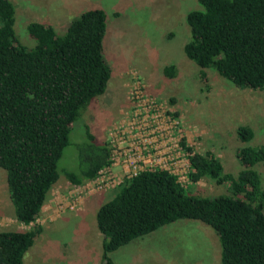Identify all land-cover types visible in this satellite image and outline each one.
<instances>
[{
    "label": "trees",
    "instance_id": "trees-1",
    "mask_svg": "<svg viewBox=\"0 0 264 264\" xmlns=\"http://www.w3.org/2000/svg\"><path fill=\"white\" fill-rule=\"evenodd\" d=\"M185 15V58L211 70L240 89L264 88V0H196ZM15 8L0 0V168L13 220L26 230L0 231V264H22L40 228L35 224L48 192L58 179L56 164L68 145L71 125L95 97L103 94L110 69L101 43L105 14L90 9L69 21L61 35L48 23L29 22L31 46L15 42ZM29 47V48H26ZM171 78L174 67H163ZM204 79V71L199 73ZM176 116V115H174ZM76 146V169L63 177L80 186L110 165V149L96 142L83 125ZM241 146L234 151L235 175L207 153L188 152L187 180L224 185L226 194L197 196L163 170L143 171L124 179L94 216L101 237L100 264L108 254L178 220L210 227L219 247L218 264H264V189L257 166L264 168V146L249 144L252 130L239 125ZM190 193H187V191Z\"/></svg>",
    "mask_w": 264,
    "mask_h": 264
},
{
    "label": "rangeland",
    "instance_id": "rangeland-1",
    "mask_svg": "<svg viewBox=\"0 0 264 264\" xmlns=\"http://www.w3.org/2000/svg\"><path fill=\"white\" fill-rule=\"evenodd\" d=\"M9 1L15 8V42L24 47L33 45L26 33L29 22L48 23L61 35L69 21L82 12L101 9L105 14L101 52L110 69L103 94L95 97L71 125L68 145L56 164L58 179L35 221L40 231L23 254L22 264H100L101 238L94 216L97 208L112 198L116 187L76 194L77 187H72L63 175L76 169V146L84 140L83 125L96 142L109 144L111 130L130 118L132 104L126 96L134 80L142 86L144 100L166 102L172 118L182 125L185 146L199 154L207 153L225 173L235 175L240 169L234 157L241 146L235 135L237 126L246 125L252 130L250 145L264 146V88H237L213 71L198 68L182 52L189 38L184 18L199 9L196 0ZM168 65L174 67L171 78L162 74ZM203 71L201 79L199 73ZM110 170L119 172L116 167ZM256 170L264 189V168L257 166ZM188 186L193 193H187L201 197L227 192L224 185L209 180L194 185L189 182ZM0 188V231L26 230L13 220L1 168ZM65 201H74L75 208H59ZM45 205L47 212L42 211ZM108 255L112 264H218L219 247L210 227L198 220H178Z\"/></svg>",
    "mask_w": 264,
    "mask_h": 264
},
{
    "label": "built area",
    "instance_id": "built-area-1",
    "mask_svg": "<svg viewBox=\"0 0 264 264\" xmlns=\"http://www.w3.org/2000/svg\"><path fill=\"white\" fill-rule=\"evenodd\" d=\"M127 89L126 98L132 104L131 116L125 122L121 121L120 126L114 127L108 135L111 163L99 171L94 180L85 182L81 187L72 185L77 187L74 188L76 194L113 189L124 179L154 169L175 176L176 182L183 188L189 183L186 178L190 171L187 161L189 154L180 145L181 139L185 141L182 125L172 118V111L166 102L144 100L142 86L137 80ZM122 123L125 125L121 126ZM112 167H116L120 173L112 172ZM55 199L57 197L50 202ZM75 205L74 201L70 204L65 201L59 208L72 210ZM46 206L42 211L47 212Z\"/></svg>",
    "mask_w": 264,
    "mask_h": 264
},
{
    "label": "crops",
    "instance_id": "crops-1",
    "mask_svg": "<svg viewBox=\"0 0 264 264\" xmlns=\"http://www.w3.org/2000/svg\"><path fill=\"white\" fill-rule=\"evenodd\" d=\"M0 189H1V188H0ZM5 189H6V185H5ZM0 207H1V205H0ZM1 218H3V215L0 216V219H1ZM97 236H98V238H101V237H102L99 233L97 234ZM100 240H101V239H100ZM108 256H109V255H108Z\"/></svg>",
    "mask_w": 264,
    "mask_h": 264
},
{
    "label": "clouds",
    "instance_id": "clouds-1",
    "mask_svg": "<svg viewBox=\"0 0 264 264\" xmlns=\"http://www.w3.org/2000/svg\"><path fill=\"white\" fill-rule=\"evenodd\" d=\"M186 188V187H185Z\"/></svg>",
    "mask_w": 264,
    "mask_h": 264
}]
</instances>
